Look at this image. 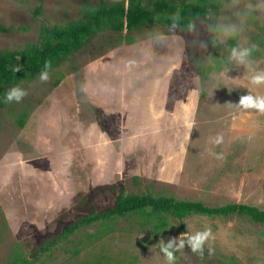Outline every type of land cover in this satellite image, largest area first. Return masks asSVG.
Wrapping results in <instances>:
<instances>
[{"label": "rangeland", "instance_id": "rangeland-1", "mask_svg": "<svg viewBox=\"0 0 264 264\" xmlns=\"http://www.w3.org/2000/svg\"><path fill=\"white\" fill-rule=\"evenodd\" d=\"M102 1L123 0H0V55L22 66L16 54L41 47L46 29ZM232 47L252 50L247 66L223 63ZM262 70L264 0H233L189 32L148 24L101 33L48 80L8 85L27 94L0 110V264L36 258L45 241L121 193L264 210V113L235 105L249 90L264 95L248 79ZM173 223L161 235L136 217L94 225L35 264H167L159 241L183 233ZM185 224L211 235L205 254L186 244L174 264H264V226L201 215Z\"/></svg>", "mask_w": 264, "mask_h": 264}, {"label": "trees", "instance_id": "trees-1", "mask_svg": "<svg viewBox=\"0 0 264 264\" xmlns=\"http://www.w3.org/2000/svg\"><path fill=\"white\" fill-rule=\"evenodd\" d=\"M233 0H151L150 7L142 4L128 5V2L104 3L97 9L86 6L84 18L57 25L44 31L41 47L30 46L23 55L24 62L19 71H14L17 58L8 53L0 55V110L5 105L6 87L10 84L30 81L40 74L45 61H51L49 73L60 67L80 52L92 39L104 32L130 33L145 25L172 28L173 22L178 29L189 32L196 23L223 9ZM130 2V0H129ZM42 13L40 4L35 15ZM191 25V27H189ZM217 69L223 64L216 60ZM200 76L205 80L204 70ZM61 80L56 82V86ZM24 125V123L22 124ZM195 215L207 217H237L253 224L264 226V210L249 204L228 203L211 206L200 200L182 199L175 196L153 193H121L115 204L101 212L81 217L64 227L58 234L45 241L34 259L16 258L9 264H35L39 255L63 245L69 238L85 228L113 222L117 219L138 218L140 226L153 234L161 235L174 223L181 232H187L185 220ZM205 254V250L202 251Z\"/></svg>", "mask_w": 264, "mask_h": 264}, {"label": "clouds", "instance_id": "clouds-1", "mask_svg": "<svg viewBox=\"0 0 264 264\" xmlns=\"http://www.w3.org/2000/svg\"><path fill=\"white\" fill-rule=\"evenodd\" d=\"M178 24L173 22L172 28H176ZM191 27V25H189ZM225 34H229L234 30L229 27H223L220 29ZM251 49L244 47H232L230 55H228L223 61V63L230 64L235 62L238 65H248V57L251 55ZM21 69L20 65L15 66L14 71H19ZM51 69V61H45L43 69L40 73L39 79L41 81H46L49 78V70ZM249 71H252L249 68ZM249 83L251 85H261L264 84V70L255 72L248 77ZM26 91L18 86H13L7 93L5 100L6 102L16 101L19 102L25 95ZM237 107L242 109H255L260 113H264V95L255 94L254 91L249 90V94L242 95L239 103L235 104ZM222 137H216L213 141L215 144L222 142ZM217 158H222V154H218ZM211 235L210 229H205L203 231L184 232L179 238H171L168 242L163 239L159 241L160 251L163 253L167 264H174L176 259L175 253L183 249L187 244L193 252H202L205 242L209 239Z\"/></svg>", "mask_w": 264, "mask_h": 264}, {"label": "crops", "instance_id": "crops-1", "mask_svg": "<svg viewBox=\"0 0 264 264\" xmlns=\"http://www.w3.org/2000/svg\"><path fill=\"white\" fill-rule=\"evenodd\" d=\"M107 105V104H106ZM108 106V105H107ZM108 111V110H107Z\"/></svg>", "mask_w": 264, "mask_h": 264}]
</instances>
